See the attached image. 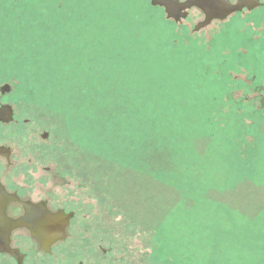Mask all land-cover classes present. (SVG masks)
<instances>
[{"label": "rangeland", "instance_id": "rangeland-1", "mask_svg": "<svg viewBox=\"0 0 264 264\" xmlns=\"http://www.w3.org/2000/svg\"><path fill=\"white\" fill-rule=\"evenodd\" d=\"M148 2L0 0V90L87 148L150 264H264V13L197 35Z\"/></svg>", "mask_w": 264, "mask_h": 264}, {"label": "flooded vegetation", "instance_id": "flooded-vegetation-1", "mask_svg": "<svg viewBox=\"0 0 264 264\" xmlns=\"http://www.w3.org/2000/svg\"><path fill=\"white\" fill-rule=\"evenodd\" d=\"M228 1L245 5L230 16L264 13V0ZM178 4L169 19L186 21L196 11L202 21L194 31L220 21H207L189 0ZM6 88L0 90V264H150L125 239L123 203L106 178L92 175L87 148L57 122L17 112L22 106L15 107Z\"/></svg>", "mask_w": 264, "mask_h": 264}, {"label": "water", "instance_id": "water-1", "mask_svg": "<svg viewBox=\"0 0 264 264\" xmlns=\"http://www.w3.org/2000/svg\"><path fill=\"white\" fill-rule=\"evenodd\" d=\"M152 7H164L166 9L167 18L171 14L169 9L178 11L183 6L178 4V0H148ZM190 6L198 8L200 11L204 13L207 17V21L211 20H220L209 24L203 29H198L196 31L193 28L198 26V23L201 22V17L198 15L196 11H190V17L186 20H180L187 27H189L192 31H194L197 35H200L228 20H231L239 15H232L234 12L241 11L245 5H243V1L239 2L237 5H231L228 0H189ZM248 8V7H247ZM229 16V17H228ZM228 17V18H227ZM225 19V20H224ZM224 20V21H222Z\"/></svg>", "mask_w": 264, "mask_h": 264}, {"label": "trees", "instance_id": "trees-1", "mask_svg": "<svg viewBox=\"0 0 264 264\" xmlns=\"http://www.w3.org/2000/svg\"><path fill=\"white\" fill-rule=\"evenodd\" d=\"M148 4L150 5V3L148 2ZM135 5H138V4H135ZM151 7V6H150ZM152 8V7H151ZM153 9V8H152ZM120 24H126L124 23L123 21H119Z\"/></svg>", "mask_w": 264, "mask_h": 264}, {"label": "crops", "instance_id": "crops-1", "mask_svg": "<svg viewBox=\"0 0 264 264\" xmlns=\"http://www.w3.org/2000/svg\"><path fill=\"white\" fill-rule=\"evenodd\" d=\"M138 177H140L141 175L140 174H136Z\"/></svg>", "mask_w": 264, "mask_h": 264}]
</instances>
